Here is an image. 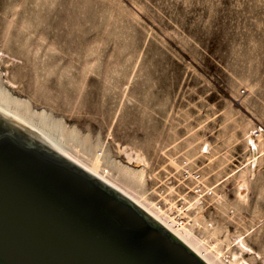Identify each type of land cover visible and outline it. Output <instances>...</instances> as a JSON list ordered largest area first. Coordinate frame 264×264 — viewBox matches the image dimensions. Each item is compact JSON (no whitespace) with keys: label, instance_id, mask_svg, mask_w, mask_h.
Instances as JSON below:
<instances>
[{"label":"rangeland","instance_id":"obj_1","mask_svg":"<svg viewBox=\"0 0 264 264\" xmlns=\"http://www.w3.org/2000/svg\"><path fill=\"white\" fill-rule=\"evenodd\" d=\"M0 77L115 161L142 154L159 204L200 186L191 216L264 256V0H0Z\"/></svg>","mask_w":264,"mask_h":264},{"label":"water","instance_id":"obj_2","mask_svg":"<svg viewBox=\"0 0 264 264\" xmlns=\"http://www.w3.org/2000/svg\"><path fill=\"white\" fill-rule=\"evenodd\" d=\"M0 264H207L173 232L0 112Z\"/></svg>","mask_w":264,"mask_h":264},{"label":"bare ground","instance_id":"obj_3","mask_svg":"<svg viewBox=\"0 0 264 264\" xmlns=\"http://www.w3.org/2000/svg\"><path fill=\"white\" fill-rule=\"evenodd\" d=\"M3 82L0 77V112L2 114L25 126L87 171L131 199L173 232L207 264H249L246 263V255L252 262L258 259L264 261V256L249 244L248 239L242 233H238L231 240L228 234L224 233L222 239L218 236L219 228L215 225L208 224L207 221L201 225V218L198 217L201 213L198 216L197 214L191 216L192 209L200 211L202 191L198 192L191 202L181 206L167 198L164 199L168 206L159 204L152 200L145 190L146 168L149 163L142 154L121 147L120 150L126 157V163L115 161L107 152L103 153L100 151L101 149L99 150L95 145L88 143L86 139L77 137L78 134L68 128L69 123L65 126L62 124V119L61 123L58 122L43 113L42 108L41 113H35L36 109L32 112L30 105L28 106L16 96L13 97ZM246 141L250 149L249 171L254 175L262 154L261 141L260 138L255 139L250 135ZM204 149H208L207 143L204 145ZM240 181L237 193L240 200H244L247 197L248 183L246 180ZM182 199L185 200V197L183 196ZM173 207L176 208L175 211H172ZM196 225L203 227V231L197 230ZM223 241H226L224 247L221 245ZM225 247H227V251H225Z\"/></svg>","mask_w":264,"mask_h":264},{"label":"built area","instance_id":"obj_4","mask_svg":"<svg viewBox=\"0 0 264 264\" xmlns=\"http://www.w3.org/2000/svg\"><path fill=\"white\" fill-rule=\"evenodd\" d=\"M198 187H199L198 192L202 191V188H200V186H198ZM182 219H183V218H182ZM182 219H181V220H182Z\"/></svg>","mask_w":264,"mask_h":264}]
</instances>
